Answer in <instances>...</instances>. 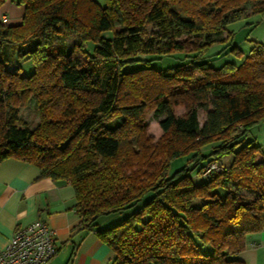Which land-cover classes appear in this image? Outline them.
Masks as SVG:
<instances>
[{"label":"trees","instance_id":"obj_1","mask_svg":"<svg viewBox=\"0 0 264 264\" xmlns=\"http://www.w3.org/2000/svg\"><path fill=\"white\" fill-rule=\"evenodd\" d=\"M17 3L21 22L0 20V162L23 160L42 176L68 181L82 228L112 249L113 264H246L237 254L247 234L264 228V153L234 144L264 120V43L240 65L219 68L192 61L159 70L143 56L202 52L227 24L264 15V0ZM22 58L33 64L28 75L20 63L5 66ZM138 61L146 64L134 67ZM25 106L37 121L21 117ZM152 110L164 115L157 140L147 132ZM215 139L221 145L199 171L205 181L193 183L186 167L168 174L173 159ZM213 163L222 169L208 170ZM217 186L226 188L224 198ZM148 193L121 222L98 227L101 216Z\"/></svg>","mask_w":264,"mask_h":264},{"label":"crops","instance_id":"obj_2","mask_svg":"<svg viewBox=\"0 0 264 264\" xmlns=\"http://www.w3.org/2000/svg\"><path fill=\"white\" fill-rule=\"evenodd\" d=\"M0 14L1 21H9L5 25L18 24L24 6L17 0H7ZM74 204V190L68 181L42 176L40 168L30 162L3 160L0 162V248L8 243L17 227L40 219L56 232L58 249L49 264H113L114 252L94 231L82 228ZM101 226L98 223L99 228H104ZM237 257L246 264H264V228L247 234L245 248Z\"/></svg>","mask_w":264,"mask_h":264},{"label":"rangeland","instance_id":"obj_3","mask_svg":"<svg viewBox=\"0 0 264 264\" xmlns=\"http://www.w3.org/2000/svg\"><path fill=\"white\" fill-rule=\"evenodd\" d=\"M100 6L106 4V0H95ZM2 5L0 6L1 12ZM0 14V18H1ZM7 17V16H6ZM3 23L9 24V21L6 19L2 20ZM19 22V20L17 21ZM11 24H13L11 22ZM228 33L231 34L228 37ZM103 36L110 38L112 36V31L103 32ZM70 43L74 42V39H69ZM257 43H264V15L252 14L245 18H242L238 21L231 22L225 26V31L221 36V40L214 42L207 49L202 52H189L183 53L178 52L172 55H163V56H152L145 55L143 56L144 60H148V63L151 67L163 70L171 67H187L192 61H205L211 64L215 68L221 67L224 63L230 62L235 65H240L246 56H248ZM88 50H93V43L88 42ZM235 50H238L239 53H235ZM79 55V53H77ZM14 60V61H13ZM11 62H6L5 66L14 70L18 63H20L23 72V75H28L33 70V64L31 61L22 58L21 60L13 59ZM146 63L138 61L134 64V67H140ZM178 113H182V108L177 109ZM21 117L27 120L30 123L37 121L36 116L33 113V110L28 107H22L20 111ZM164 118V115L157 113L156 111H150L146 116V122L148 123V134L152 136L154 140H157L162 135L161 127L159 126V121ZM205 118V112L202 109H198V120L200 125L203 123ZM252 144L258 147L261 153H264V120L259 121L256 124H253L248 128V130L240 136L238 142L234 144V149H239L245 144ZM221 145L220 140L215 139L208 141L198 149L191 152H185L179 155L177 158L173 159L168 174L172 175L177 171H180L182 168H187L188 173L192 179V182L199 184L207 179V175L199 172L202 167H207L210 161V153L212 149L219 147ZM230 156L227 155L223 158L222 166H227L230 163ZM222 169V168H221ZM178 173V172H177ZM215 191L224 198L226 193V188L224 186H217ZM246 193V192H244ZM153 194L148 193L138 202H136L132 207L125 208L121 211L112 212L107 215H103L98 219L101 227H110L115 224H118L125 217L131 215L136 210L140 209L145 201L151 198ZM200 201H195V205L199 204ZM144 219V218H142ZM142 225L141 221L136 222V227ZM202 250L206 253H210L212 248L210 245L205 244L202 246Z\"/></svg>","mask_w":264,"mask_h":264},{"label":"built area","instance_id":"obj_4","mask_svg":"<svg viewBox=\"0 0 264 264\" xmlns=\"http://www.w3.org/2000/svg\"><path fill=\"white\" fill-rule=\"evenodd\" d=\"M219 169L215 163L208 168ZM57 249L55 230L45 221L36 219L14 230L8 243L0 248V264H49Z\"/></svg>","mask_w":264,"mask_h":264}]
</instances>
